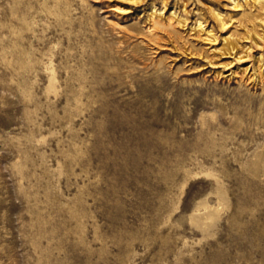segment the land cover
Wrapping results in <instances>:
<instances>
[{
  "label": "rangeland",
  "instance_id": "1",
  "mask_svg": "<svg viewBox=\"0 0 264 264\" xmlns=\"http://www.w3.org/2000/svg\"><path fill=\"white\" fill-rule=\"evenodd\" d=\"M0 264H264V0H0Z\"/></svg>",
  "mask_w": 264,
  "mask_h": 264
}]
</instances>
